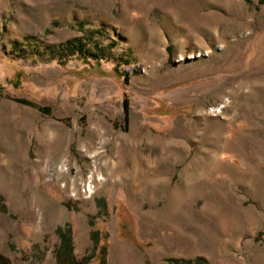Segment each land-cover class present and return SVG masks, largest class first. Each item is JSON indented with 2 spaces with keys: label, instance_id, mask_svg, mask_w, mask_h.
<instances>
[{
  "label": "rangeland",
  "instance_id": "rangeland-1",
  "mask_svg": "<svg viewBox=\"0 0 264 264\" xmlns=\"http://www.w3.org/2000/svg\"><path fill=\"white\" fill-rule=\"evenodd\" d=\"M67 227L85 264H264V0H0V253Z\"/></svg>",
  "mask_w": 264,
  "mask_h": 264
},
{
  "label": "trees",
  "instance_id": "trees-1",
  "mask_svg": "<svg viewBox=\"0 0 264 264\" xmlns=\"http://www.w3.org/2000/svg\"><path fill=\"white\" fill-rule=\"evenodd\" d=\"M75 41H76L75 39H67L65 40L64 45H67V46L73 45V42L75 43ZM77 45H78L77 49H79V52H80L79 54H82L81 57H83V59H86L83 51L81 50L83 43L80 40H77ZM122 76H123V79H126L125 72L122 74ZM16 100L21 101V102H29L25 98H21V97L16 98ZM41 108L45 109L44 106ZM123 111H124L123 120L125 122L126 117H127L126 99H123ZM57 232H58V241L55 243L54 249H53L54 264H85L88 258L87 255H83L80 258H76L74 257L72 253L73 244H72V235H71L70 227H67L64 230H61V228H57ZM93 234H94V231L91 232V236L94 239V241H96V238ZM101 261H103V259ZM0 264H11V262L7 256L0 253ZM183 264H190L189 260L183 261Z\"/></svg>",
  "mask_w": 264,
  "mask_h": 264
}]
</instances>
